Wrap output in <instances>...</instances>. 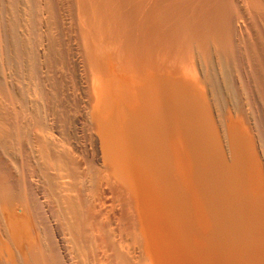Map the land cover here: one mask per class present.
Masks as SVG:
<instances>
[{
	"label": "bare ground",
	"instance_id": "1",
	"mask_svg": "<svg viewBox=\"0 0 264 264\" xmlns=\"http://www.w3.org/2000/svg\"><path fill=\"white\" fill-rule=\"evenodd\" d=\"M73 1L81 47L73 60L64 50L60 63L76 72L81 65L89 88L64 85L58 68L50 86L46 57L55 44L38 39L28 51L0 22V264L261 258L264 166L251 131L264 128L262 60L252 49L259 60L246 61L258 70L253 78L241 70L238 81L248 110L233 108L225 132L208 67H228L232 32L248 24L258 31L264 0ZM193 50L202 68L188 76ZM23 59L32 84L16 89L6 72L17 73ZM6 141L18 155L13 171Z\"/></svg>",
	"mask_w": 264,
	"mask_h": 264
},
{
	"label": "rangeland",
	"instance_id": "2",
	"mask_svg": "<svg viewBox=\"0 0 264 264\" xmlns=\"http://www.w3.org/2000/svg\"><path fill=\"white\" fill-rule=\"evenodd\" d=\"M0 5H1V7H3L2 8V13H0V15H1L0 16V22H2V27L4 28V31H5L6 35L9 34L8 38H10L14 34L15 36H17V38L19 37L18 39L21 42H23L24 47L26 49H28V51L31 50V51H34V52H35V50H37L36 49L37 47L35 48V46L36 45L38 46L40 41H46V40L50 41L51 40V42L55 44V46L53 48L54 49L53 51H54L55 54H53V51H52V55H47L48 57H46V59H47L46 60L47 61V63H46L47 67L49 66L47 68V71H48L47 72V76L50 75L52 77L53 76L52 74H54L53 72H55L57 70V68H58V70L56 72H58L59 76L62 77L61 80H64V81L66 80L65 81L66 83L64 81H62V83L64 85H68L69 84L68 86H71V87L75 86V88H79V89H82L83 87L84 88H89L90 87V83L89 82H91V81H90V78H89V74L87 73V71L85 69L82 68L81 65H80V68L78 67V70L76 72V69H77L76 68L77 66H75V65H77L76 63L73 65V66H75L74 70L71 69L72 68L71 66L69 68V65H66V64H69V63H67V60H65V59L63 61L64 64L60 63V62H62V59H63L61 54L64 52V50H66L68 53H70L69 55H70V59H71L72 57H75V55L77 56V54H79L78 51L80 50V47H81L80 37H79V31L81 30V25L77 21V18H76V11H75V6H74V1L72 2V0H0ZM259 20H260V18L259 19L257 18V26L259 25L258 27H259L260 31H259V29H258V31L255 28L253 29L251 27V25L249 26V24H248L247 26H245V28H247V29H245V30L239 29L238 33H237V30H235V32H232V34L230 36V38H231L230 39V44L232 45L231 46V49H232L231 53L233 55L230 53V55H228V58H230V59L226 58L227 59L225 61L226 65L229 63V65H227L228 66L227 68L224 65L221 67L220 65L212 64V63L211 64L213 66L209 65V67H208V69L210 71L212 69L210 74H215L216 73L215 74L216 82L214 84H216L218 82V85H220V86H218L216 84L217 95H218L217 98H219V96H220V98L217 100V102H218L217 108H216L217 111L216 110L215 111H216V113L219 114L220 118H222L221 121L224 120L223 122H225V123L221 122V124L223 125L222 126V130L224 132L227 129V127H230L232 125V122L234 121V118L236 116V113H235L234 110L237 109L236 107H238V109H241V107H246V105L244 104L245 103L244 102L245 101V98H244L245 93H244L243 89L240 88V86L242 87V85L240 84L241 82L238 83V81H240V80H242V82H243V78H244V75H241L239 77V74L240 73L242 74L241 70H243V71L245 70V74H247L248 76H251L252 73H254V71L258 70V68H257L258 66L256 68H255V66H253L254 69H252V64H254L252 61L254 59L256 60L257 56H259V55H260L262 61H260L258 58L257 59L259 60V63L261 62L260 65L262 66V68L261 67L260 68L264 70V67H263L264 66V23L261 22V20L260 21ZM260 22L263 23V24H261ZM15 23H16V25H15ZM78 23H79V25H78ZM13 24H14L15 27H13ZM240 30H243L244 32H242V31L240 32ZM245 31H247V32L245 33ZM11 33H12V35H11ZM235 33H236V35H235ZM232 35H233V37H232ZM259 35L261 37H259ZM38 39H40V41H37ZM43 39H45V40H43ZM248 39H250V40H248ZM62 41H63V43L66 44L65 45V49H64V45H62V47H61V44H63V43H61ZM56 45H59L60 47H58ZM77 45L80 46L79 48L77 47L79 50L76 48ZM252 45H253V47L251 48ZM235 47H237V48H235ZM252 49H254V51L256 50L255 52L257 54L254 51H252ZM251 51L253 53H255V55H257V56L255 57V55H252L253 53ZM76 52H78V53L76 54ZM195 52L196 51L193 50V51H191L192 55L190 53V55H191V58H190L191 62L189 63L190 65L188 64L189 61L186 63V65L189 66V68H187V66H186V69L188 71H185L188 76H191L192 74L195 75L202 68L200 63L198 62V59H197L198 58V53L197 52L195 53ZM211 54L216 59V57H217L216 53H215L216 56L214 55V52H212ZM231 56H234L235 60H234V57H231ZM61 57H62V59H61ZM73 59L74 58H72V60ZM231 59H232V61H231ZM248 59H250L249 62H251L252 64L247 62ZM22 61H23V63H21V66H20V67H22V69L19 68V70H17V73L15 71H13V70H10V71L8 70L6 72L7 75H8V73L10 74L9 76H11V79H12L11 82H13L12 85L16 89L21 87V86L29 87L32 84L31 80H28L27 76H25L26 75V71L24 69L27 66V64L25 62L26 60L23 59ZM57 62H59V63L57 64ZM214 62H216V60H214ZM232 62H234V63H232ZM54 63H55V65H54ZM231 63H232V65H231ZM242 65H243V67H242ZM52 67H54V68H52ZM238 67L241 68V69H239ZM12 68L13 67H11L9 69H12ZM190 69L192 70V72L190 71ZM79 70H82V71H79ZM83 71H85V72H83ZM189 71H190L191 75H189ZM225 71L228 73V75L226 74ZM69 72H70V74L72 73V75H70ZM223 72H224V74H223ZM231 72L233 73V75H230V74H232ZM84 74H85V76H84ZM50 76L48 78L49 79L48 82H49V84H51V82H52V84L50 86H53L55 81L54 82H53V80L51 81L52 78ZM231 76H232V78H231ZM227 77H229V78L226 79ZM23 78H24V80H23ZM223 78H225V79H223ZM238 78H240V79H238ZM69 79H70V81H69ZM229 79H231V81L234 80L233 82H235V83L231 82ZM71 80H72V82H71ZM225 80L227 81V83L229 81V83L228 84L225 83ZM221 82H223V85H222ZM231 85H233V86H231ZM230 86H231V88H230ZM80 87H82V88H80ZM234 88H235L236 94L233 91ZM224 89H226L228 92L226 90H224ZM241 89H242V91H241ZM237 91H239V92H237ZM242 94H244V95L242 96ZM228 95L229 96L232 95L233 97L230 96V98H227V97H229ZM235 97H237V99H234ZM222 98H223V100L219 101ZM239 99H242V101L239 100ZM232 100H235V101H232ZM237 100H239L238 101L239 103L237 102L239 105L235 103ZM263 104H262V106H263ZM239 106H240V108H239ZM233 108H234V110H233ZM246 109L248 110L247 107H246ZM244 111H245V108H244ZM246 112H248V113H245V114H247L246 116L248 117V119L250 121V124H251V122H252V125L257 123L256 122L257 119L255 118V115H253L254 111L251 112L253 114H251L249 111H246ZM216 113L214 112L215 115H217ZM248 114H250V115H248ZM221 116H225L224 119ZM253 118H255V119H253ZM253 120H256V121H253ZM224 127H226V128H224ZM263 131H264V128H263ZM263 131L260 130V129L258 130L255 127H254V132H253V130L251 131V134H252V137H253V141H255L254 146L256 147L255 148L256 155H258L257 157L260 160V162L262 163V166H264V163L262 162L264 160V132ZM258 134H260V135H258ZM224 138L225 137H223V139ZM223 142H224L223 146L224 147L227 146V144L225 143L226 139L223 140ZM4 146H5V148L3 150H5V151L2 154L6 153L5 154L6 157L4 155L3 159L5 158L4 159V163L5 164L7 163V161L10 162L9 165H7L8 163L6 164L8 166V169H9V168H12V165L15 162H17L18 155H17V153H15L16 150L12 146L11 142L6 141ZM260 150H262V151H260ZM224 151L228 155V148L227 147L224 148ZM6 158H7V160H6ZM14 159H16V160H14ZM10 160H12L13 163H11L12 161H10ZM10 165H11V167H10ZM262 169H263L262 171H263V174H264V167ZM9 170L13 171V168H12V170L11 169H9ZM253 252H254V254H253ZM258 252L259 251H256V255H255V251H251L252 254L250 252H248L247 254H244V255H246V257H244V256L243 257L246 258V259L243 261L242 264H264V260H263L264 259V249H263V251L260 250V253L263 252V254L259 253L261 256L263 255L261 258L258 255ZM253 255L256 258L252 257V260H250L251 259L250 257L253 256ZM248 257H249V261H246ZM253 258H254V261H253ZM258 261H260V262H258Z\"/></svg>",
	"mask_w": 264,
	"mask_h": 264
}]
</instances>
